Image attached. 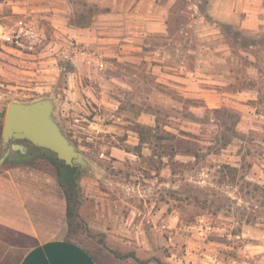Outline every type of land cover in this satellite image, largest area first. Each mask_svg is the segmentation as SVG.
Segmentation results:
<instances>
[{
	"label": "rangeland",
	"instance_id": "rangeland-1",
	"mask_svg": "<svg viewBox=\"0 0 264 264\" xmlns=\"http://www.w3.org/2000/svg\"><path fill=\"white\" fill-rule=\"evenodd\" d=\"M248 4L0 0V172L44 171L66 198L54 153L3 144L11 102L51 98L88 162L71 166L65 236L99 264H264V23L244 25Z\"/></svg>",
	"mask_w": 264,
	"mask_h": 264
},
{
	"label": "crops",
	"instance_id": "crops-1",
	"mask_svg": "<svg viewBox=\"0 0 264 264\" xmlns=\"http://www.w3.org/2000/svg\"><path fill=\"white\" fill-rule=\"evenodd\" d=\"M246 1L250 12L244 25L258 29L264 23V0ZM66 214L67 199L49 173L19 165L1 171L0 227L36 242L24 247L0 235V264H98L83 245L66 238ZM21 248L16 260L14 249Z\"/></svg>",
	"mask_w": 264,
	"mask_h": 264
},
{
	"label": "water",
	"instance_id": "water-1",
	"mask_svg": "<svg viewBox=\"0 0 264 264\" xmlns=\"http://www.w3.org/2000/svg\"><path fill=\"white\" fill-rule=\"evenodd\" d=\"M53 110L54 101L51 98L29 103L11 102L3 130L4 146L11 143L12 150L26 153L28 146L20 141H28L51 151L66 165L85 166L88 163L86 157L64 134L53 117ZM9 152L10 149L5 155Z\"/></svg>",
	"mask_w": 264,
	"mask_h": 264
},
{
	"label": "trees",
	"instance_id": "trees-1",
	"mask_svg": "<svg viewBox=\"0 0 264 264\" xmlns=\"http://www.w3.org/2000/svg\"><path fill=\"white\" fill-rule=\"evenodd\" d=\"M106 10H109V8H106ZM150 129L151 128H149V130ZM149 130L145 132L146 135L152 134ZM142 133H144V132H142ZM166 133H168V132H166ZM166 135H170V136H173L174 138H177L176 135H172L170 133H168ZM141 142L142 143L147 142L145 137H142ZM52 162L55 165H59L58 169L60 170V176H62V178L64 179L63 180L64 182H62L61 184L64 188V192H65L66 199H67L68 222H69L70 228H72L75 225V222H76L75 220H76V215H77L76 210H75V206L77 205V202H76V185H77L78 168L67 166L64 164H60V162L58 160H56L55 158H52ZM91 255L94 258V260H96L95 256H93V254H91ZM96 262H97V260H96Z\"/></svg>",
	"mask_w": 264,
	"mask_h": 264
},
{
	"label": "built area",
	"instance_id": "built-area-1",
	"mask_svg": "<svg viewBox=\"0 0 264 264\" xmlns=\"http://www.w3.org/2000/svg\"><path fill=\"white\" fill-rule=\"evenodd\" d=\"M27 34L29 35L30 38H33L37 35L36 31L33 28L27 30Z\"/></svg>",
	"mask_w": 264,
	"mask_h": 264
}]
</instances>
